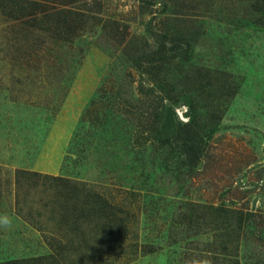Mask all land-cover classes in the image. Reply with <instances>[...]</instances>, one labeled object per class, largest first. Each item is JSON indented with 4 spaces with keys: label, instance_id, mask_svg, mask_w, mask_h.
Segmentation results:
<instances>
[{
    "label": "rangeland",
    "instance_id": "obj_1",
    "mask_svg": "<svg viewBox=\"0 0 264 264\" xmlns=\"http://www.w3.org/2000/svg\"><path fill=\"white\" fill-rule=\"evenodd\" d=\"M42 1L0 0V264H264V0Z\"/></svg>",
    "mask_w": 264,
    "mask_h": 264
},
{
    "label": "trees",
    "instance_id": "obj_2",
    "mask_svg": "<svg viewBox=\"0 0 264 264\" xmlns=\"http://www.w3.org/2000/svg\"><path fill=\"white\" fill-rule=\"evenodd\" d=\"M31 3L33 5H31V7H33L32 9H30L29 11L25 12V13H21L22 16H28V17H32V18H37L38 16L40 15H46V13H51L52 11H54V9H59V8H55L56 7V4L53 3L52 5L49 4L47 2H43L42 0H30ZM61 9V8H60ZM63 12V10H65L66 13H76L74 9H72L71 7H66V8H63L61 9ZM20 16V14H19Z\"/></svg>",
    "mask_w": 264,
    "mask_h": 264
},
{
    "label": "clouds",
    "instance_id": "obj_3",
    "mask_svg": "<svg viewBox=\"0 0 264 264\" xmlns=\"http://www.w3.org/2000/svg\"><path fill=\"white\" fill-rule=\"evenodd\" d=\"M12 221L8 216L0 217V228H9L11 227ZM205 264H211L210 261L205 262Z\"/></svg>",
    "mask_w": 264,
    "mask_h": 264
}]
</instances>
